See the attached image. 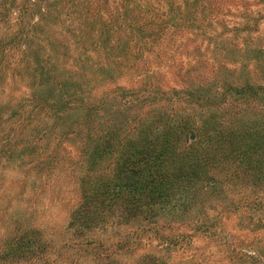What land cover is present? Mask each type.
Instances as JSON below:
<instances>
[{"label": "rangeland", "instance_id": "rangeland-1", "mask_svg": "<svg viewBox=\"0 0 264 264\" xmlns=\"http://www.w3.org/2000/svg\"><path fill=\"white\" fill-rule=\"evenodd\" d=\"M46 1L52 4L49 8L54 19H50L51 16L46 13ZM170 1L180 3L185 12L193 0H91L89 6L84 0H80L71 10L60 11L56 8L63 3L53 5V0H0V42H3L0 44V61L6 56L3 69L0 62V117L3 116L0 121V258L8 240L17 241L29 229L35 230V234L45 241L46 237L51 238L58 252L68 235L70 236L69 231L73 235L71 237L76 236L78 230L71 229L70 224L80 189V182L76 183L81 170L79 167L83 162L80 155L83 150L80 147L91 140H94L93 145L98 140L112 139L106 135L108 128L120 125L125 120L122 116H112L115 112L114 105L125 100L121 96L123 89L137 92L136 96L142 95V103L132 105V109L128 111V115L131 113L141 116L145 107L144 98L149 96L152 102L166 100L172 97L166 91L172 92V89L178 92L174 101L163 107V112H172L177 106L181 109V103H186L187 106L184 105L182 111L192 113L200 110L202 99H186L185 89L188 86L191 91L205 92L213 85L224 82H231L235 87L241 86L238 83L247 78H252L255 83L264 82V0H203L204 5L212 8L214 13L223 14L222 22L215 23L210 30L216 38L210 42H202L196 36L194 40L193 35L174 34L157 49L156 55L151 56L149 75L132 71L131 62L117 65L120 61L118 56L114 65V62L106 64L102 61L101 64L87 66L85 71H77L79 66H76V61L80 53L84 54L83 47L92 48L95 43L90 45V42L97 37L94 35L88 39L90 26L84 20L86 14L80 12L82 9L88 10L87 7H90L88 19L95 20L98 30L101 20L110 19L109 9L115 11L125 6L150 20L151 17L167 14L170 11ZM219 8L222 11L216 12ZM98 11L104 18L96 16ZM120 13L115 12L114 16L117 18L122 15ZM69 14L73 16L66 17ZM248 23H251L250 29L246 28ZM109 25L119 31L116 19L109 22ZM123 29L125 28L122 27L121 31L127 32ZM96 34H99V30ZM13 39L17 41L16 49L13 48ZM110 45H114V42L110 41ZM172 45L179 49L176 50ZM215 47L223 49L218 52L219 55L213 56ZM163 48L168 51L166 57L161 56ZM171 49L175 50L170 51ZM193 51L197 53L193 55L195 59L192 58ZM48 55L57 61L51 65L52 73L61 82L57 88L54 87L53 79L51 83L44 82L42 85L35 78L37 56L47 59ZM88 55H94L91 49L88 50ZM137 67H142V64ZM213 71L217 74L215 79L210 78ZM149 86L160 93L152 94L147 91L151 88ZM139 91L142 93H138ZM80 95L86 98L97 97L88 106L100 108V98L106 104L101 112L93 110L90 113L91 117L96 113L100 115L92 120L91 132L94 129L95 133L92 132L90 139L85 127V131H82V127L77 125L85 111L79 107L81 103L76 99ZM66 97L71 102L69 108L79 113H65L68 111ZM154 113L147 114V117L151 116L154 120L160 116L159 111ZM126 121L129 128L136 125L132 118ZM46 131L50 134L46 135ZM54 147L57 148L59 158L47 170V156L53 153ZM88 153L85 150V154ZM85 169L82 170L83 173ZM235 190L236 201L232 202L235 204L233 208L237 209L222 215L220 223L216 220L217 213L222 211L220 204L212 203V207L207 203L205 208L195 210L185 220L160 218L157 238L153 236L150 245L143 240V246L137 249L133 257L125 255L126 250L122 248L128 232L126 225H122L107 235L95 234L106 247L99 255L101 261H96L94 252L65 248L62 251V263L74 264L76 261L77 264H117L112 259L118 258L123 264H138L141 257L155 255L158 264H234L231 260L238 250L243 249L255 255L254 244L264 243V213L259 215L255 211L249 212L250 209L240 202L246 192L250 193L249 190L241 191L239 187ZM228 203L229 201L222 205ZM195 215L198 219L193 222ZM214 225L215 228L211 229L214 234L210 232L205 235L200 232L202 227ZM161 237L167 238L163 241L160 240ZM222 238L224 240L221 242L219 239ZM110 253L114 255L111 260H107L106 255ZM43 254L46 257V251ZM147 262L152 264L149 259ZM42 263H32L29 260L16 262ZM0 264L14 263L4 261ZM258 264H264V260Z\"/></svg>", "mask_w": 264, "mask_h": 264}, {"label": "trees", "instance_id": "trees-1", "mask_svg": "<svg viewBox=\"0 0 264 264\" xmlns=\"http://www.w3.org/2000/svg\"><path fill=\"white\" fill-rule=\"evenodd\" d=\"M79 2L80 0H57L53 5L63 3L61 7L56 8L58 11L71 10ZM84 2L89 6L91 0ZM170 2V11L167 14L151 17L150 20H146L145 15L135 14L134 9L125 6L115 11L109 9L110 19L100 21L98 35L96 34L98 24L95 20L88 19L90 7H87L88 10L82 9L80 12L86 14L84 20L90 26L88 39L94 35L97 37L90 42V45L95 43L92 48L83 47L84 54L80 53L76 61V66H79L76 68L77 71L82 69L85 71L87 66L101 64L102 61L106 64L114 62V65L118 56L120 61L117 65L131 62L132 71L149 75L151 56L156 55L157 49H160L164 41L174 34L193 35L194 40L196 36L202 42L206 40L210 42L216 38L210 30L215 23L222 22V13L221 15L214 13L212 8L204 5L203 0L191 1L185 12L182 11L183 7L180 3ZM46 4H48L46 13L51 16L50 19H54L49 8L52 4L48 1ZM221 11L222 8H219L216 12ZM115 12L116 14L121 12L122 15L116 18ZM72 16L69 14L66 17ZM96 16L104 18L99 11ZM114 19L118 21L119 31L109 25ZM122 27L127 32L121 31ZM202 27L207 28L202 29ZM246 28L250 29L251 23H248ZM110 41L114 42V45L109 46ZM12 44L16 49L15 39L12 40ZM220 45L222 46V43ZM172 47L179 49L173 45ZM90 49L94 53L93 56L88 55ZM222 49L215 47L212 51L213 56L219 55L218 52ZM161 51L162 57L168 55L165 48ZM191 54L195 59L193 55L197 53L193 51ZM46 58L37 56L35 78H38L36 80L42 85L45 84L44 82L51 83L53 79L54 87L57 88L61 82L51 70V65L57 61L55 58L52 59L51 55ZM3 60L0 61L2 69L6 64ZM136 63L137 66L142 64V67H137ZM112 68L114 69L115 66ZM51 75H54V78H51ZM210 78H217V74L213 71ZM221 84H215L205 92L191 91L189 86L185 89L186 99H202L201 105L197 104L200 105L199 111L192 113L182 111L187 104L181 103V109L177 106L172 112L168 110L163 112V107L173 102L178 92L172 89V92L166 91L167 95H172L168 99L163 98L166 100L159 99L157 102H152L149 96L144 98L145 107L141 116L131 113L128 115V111L132 109V105L141 102L142 95L136 96L137 92L123 89L121 96L125 100L117 106L114 105L115 112L112 116H122L125 120L120 125L108 128L106 135L112 139L98 140L93 145L91 144L94 140H91L90 143L80 147L83 150L80 154L83 162L79 167L81 168L80 175L77 176L79 180L76 182L77 184L80 182V189H78L76 207L71 213L70 224L71 229L78 230V233H75L76 238L71 237L73 235L69 231L70 236L68 235L60 246L61 251L58 252L51 238L46 237L45 241L35 234V230L29 229L16 239L17 241L8 240L0 263L11 261L16 264L19 260H29L32 263L42 261V264H63L61 258L65 248L94 252L96 261H101L99 255L106 247L95 234L107 235L114 228L122 225H126L128 231L122 248L126 250L125 255L133 257L137 249L143 246V240L150 245L153 236L157 238L158 220L162 217L185 220L195 210L205 208L207 203L209 206L218 203L222 211L217 213L216 220L220 223L222 215L230 214L237 209L233 208L235 204L232 201H236L235 189L238 187L242 189L241 191H250L240 199L242 205L250 209L249 212L255 211L259 215L264 213V82L255 83L252 78H247L242 83H238L241 86L237 87L231 82ZM147 91L152 94L160 93L153 87ZM76 99L81 103L79 107L85 109L82 115L85 119L82 120L81 117L77 125L80 126L79 128L82 127V131L88 132L90 139L92 132L95 133L94 129L91 132L92 120L94 117H100L98 113L106 108V104L98 98L100 108L88 106L89 102L97 99L94 96L86 98L80 95ZM65 101L68 110L65 111L66 114L79 113L69 108L71 102L68 97ZM93 110H97L98 113L95 111L96 114L91 117L90 113ZM157 111L160 116L158 115L156 119L147 117V114L151 112L156 114ZM130 118L136 124L132 128L127 126L126 120ZM1 120L3 116L0 117ZM49 134L46 131V135ZM56 147L53 153L47 156V170L59 158ZM85 150L86 153L87 150L89 151L87 155ZM7 159L9 161V158ZM84 168L86 169L83 173ZM72 174L76 176L75 172ZM228 201L227 205H222ZM197 219L196 216L193 222ZM213 228L215 225L205 226L199 230L205 235L210 232L214 234L215 232L211 230ZM165 238L167 237H161L160 240L165 241ZM219 240L222 242L224 238ZM254 246L255 255L243 249L238 250L231 260L232 263L262 262L264 243L262 245L255 243ZM43 251H46V257L43 256ZM112 255L114 253L107 254V260H111ZM52 257L61 263L55 262ZM147 258L152 264L159 263L155 255H145L139 259L138 264H148ZM114 260L117 264H123L118 258L112 259L113 262Z\"/></svg>", "mask_w": 264, "mask_h": 264}]
</instances>
